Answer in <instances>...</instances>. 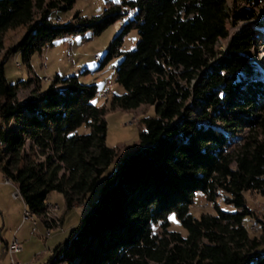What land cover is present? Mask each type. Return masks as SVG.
I'll return each instance as SVG.
<instances>
[{"label":"trees","instance_id":"1","mask_svg":"<svg viewBox=\"0 0 264 264\" xmlns=\"http://www.w3.org/2000/svg\"><path fill=\"white\" fill-rule=\"evenodd\" d=\"M263 1H107L97 16L76 12L59 22L50 12L71 9L74 0H0V54L3 34L25 28L0 58V119L15 125L14 132L0 133V169L16 184L28 215L46 229L53 227L45 217L46 197L61 193L65 210L81 203L116 149L105 143L95 84L74 75L54 76L44 92L34 76L10 84L3 72L6 57L20 51L28 66L30 55L53 40L86 30L97 35L132 10L102 61L121 57L114 82L123 93H113L110 105L154 106V115L137 125V144L107 176L76 233L42 264H264V222L245 196L264 199V81L251 53L258 30L228 31L256 19ZM130 30L137 31V41L122 51ZM226 39L225 51L217 52ZM27 89L23 102H16ZM81 126L87 132L79 133ZM243 130L249 133L238 135ZM26 137L43 160L23 156ZM197 195L211 212L195 217L190 207ZM171 214L184 236L169 229ZM154 224L160 227L156 233Z\"/></svg>","mask_w":264,"mask_h":264},{"label":"rangeland","instance_id":"2","mask_svg":"<svg viewBox=\"0 0 264 264\" xmlns=\"http://www.w3.org/2000/svg\"><path fill=\"white\" fill-rule=\"evenodd\" d=\"M107 1L115 3L120 0H74L71 9L52 10L49 18L65 22L73 18L76 12L85 17L97 16L102 13ZM229 5L232 7L233 3L229 2ZM238 5L246 6L243 3ZM256 12V19L241 22L235 28L228 26V31L231 36L246 26L258 30V40L251 53L257 62L258 77L264 81V1L256 7ZM133 13L130 10L126 16L107 26L97 35L93 34L92 30H86L80 34L53 40L50 45L42 47L40 51H34L30 55L28 66L22 62L20 51L6 57L3 72L6 82L10 84L18 81L24 82L28 77L34 76L39 80L40 91L44 92L54 76L63 79L71 75L76 76L82 84H95L100 94H96L93 103L96 107L104 109L102 116L106 122L105 143L108 147L116 149V157L96 181L94 189L87 193L81 203L71 209H64L62 194L59 192H51L46 197L44 201L47 204L45 217L53 223V227L49 229H46L40 219L34 215H27V218H23L26 211L19 197L17 186L8 177H5L0 169V264L9 263L6 248L12 238H15L20 245V248L12 255V259L18 264H42L57 245L71 238L79 228L83 214L97 200L107 176L115 169L117 162L133 149V145L137 144V125H139L140 119L143 116L154 115L153 105H141L136 109L129 110L113 109L110 105L113 93H123V89L114 82V70L121 57H113L104 64L102 61L111 41L127 19L133 16ZM24 33V27L7 30L3 34V52L9 46L16 44ZM228 39L218 42L217 52L225 51ZM136 41L137 31L130 30L123 37L121 50L133 49ZM3 52H1L0 58ZM55 87L61 89L62 85L58 82ZM28 90L19 91L15 101L23 102ZM2 100L3 98L0 97V101ZM14 129L13 122L5 125L0 119V133L14 132ZM77 131L83 133L87 132V129L81 126ZM247 133L249 132L243 130L238 135L246 136ZM2 148L3 145L0 142V150ZM23 156L29 161L43 160V156L39 154L38 150L34 148L31 150L28 137L24 141ZM245 196L254 215L264 222V199L250 193ZM201 212H211V209L207 207L204 198L197 195L194 205L190 207V213L198 217ZM169 223L170 230L179 232L183 236L186 234L174 214L169 216ZM251 227L253 231L257 232L258 228L255 224ZM159 230V224L152 226L154 233ZM45 233L48 235L45 236Z\"/></svg>","mask_w":264,"mask_h":264},{"label":"built area","instance_id":"3","mask_svg":"<svg viewBox=\"0 0 264 264\" xmlns=\"http://www.w3.org/2000/svg\"><path fill=\"white\" fill-rule=\"evenodd\" d=\"M99 92H97L98 95ZM100 94V93H99ZM23 218H26L25 215H23ZM48 234L45 233V236H47ZM20 248V245L18 243V241L15 238H12L8 244H7V250L6 253L9 256V263L8 264H18L17 262H15L12 259V255L13 253H15L18 249Z\"/></svg>","mask_w":264,"mask_h":264},{"label":"bare ground","instance_id":"4","mask_svg":"<svg viewBox=\"0 0 264 264\" xmlns=\"http://www.w3.org/2000/svg\"><path fill=\"white\" fill-rule=\"evenodd\" d=\"M24 215H25V217H26V216L28 215L27 212H26ZM26 218H27V217H26Z\"/></svg>","mask_w":264,"mask_h":264},{"label":"crops","instance_id":"5","mask_svg":"<svg viewBox=\"0 0 264 264\" xmlns=\"http://www.w3.org/2000/svg\"><path fill=\"white\" fill-rule=\"evenodd\" d=\"M59 19V18H58Z\"/></svg>","mask_w":264,"mask_h":264}]
</instances>
